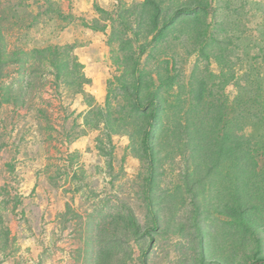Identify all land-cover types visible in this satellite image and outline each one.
Wrapping results in <instances>:
<instances>
[{
	"label": "rangeland",
	"instance_id": "rangeland-1",
	"mask_svg": "<svg viewBox=\"0 0 264 264\" xmlns=\"http://www.w3.org/2000/svg\"><path fill=\"white\" fill-rule=\"evenodd\" d=\"M61 1L0 0V264L18 255L22 245L32 237L36 222H40L41 210L35 207V200L40 197L34 188L40 177L53 189L45 191L44 203L48 195L56 201L68 200L64 213L58 217L54 248L64 249L74 244L88 252L93 249L95 264H98L100 236H105L106 231L115 232L124 236L126 242L114 250L113 257L120 261L115 259L113 264H139L140 250L127 239L134 235V229L129 227L131 211L143 230L151 222L147 202L149 170L141 149V128L127 124L123 128L125 132L110 134L103 125L86 126L84 115L88 112L85 102L88 96L79 92V81L69 82L66 76L56 79L52 67L43 66L32 57L26 65L27 70L23 69V58H20L23 52L72 45L78 56L79 48L97 39V53L102 60L106 58L107 64L100 62L102 69L96 76L94 92L90 87L91 79V84L84 85L83 89L95 101L96 95H103L100 103H96L104 106L107 83L119 73L110 61L107 35L104 45L100 39H92L90 33L97 31L87 28L85 23L91 25L97 18L72 15L64 11ZM164 1L168 8L172 0ZM173 1L185 3L189 0ZM199 1L215 8L208 19L207 37L225 41L221 44L226 49L227 60L223 58L220 66L214 58L201 56L200 44L195 45L187 35L179 36L181 34L176 32L150 47L141 61V69L151 74L146 78L156 77L158 71L166 80L174 78V87L165 83L160 96L168 102L179 93L183 101L182 115L194 106L189 89L180 86L188 83L194 72L208 84L207 94L211 91L209 98L206 96L208 100L216 96L219 90L216 85L229 75L235 79L223 89L224 98L228 96L233 101L240 92L264 93V0ZM213 51L212 56L221 53L217 47ZM83 53L81 57L85 56ZM78 59L80 61L79 56ZM114 91L116 114L129 121L125 117L129 108L123 102L121 86L116 83ZM199 105L198 119L208 108L203 103ZM172 117L165 114L164 119L170 121ZM190 152L181 146L170 148L169 156L163 154L167 158L159 162L155 170L159 184L153 189L155 197L164 198L165 202L157 206L162 209L159 215L163 227L153 231L156 241L147 254L149 264H194L199 260L200 237L191 227L193 221L184 222L180 234L172 235L166 230L172 214L167 195L177 196L172 202V212L184 218L193 216L192 197L185 183L191 164ZM260 170L264 171V157L260 158ZM260 198L264 200V189ZM10 226L14 230L22 228L20 237L3 234L4 229L10 231ZM233 230L236 238L245 242L236 250L231 249L230 257L233 262L247 259L245 243L255 244L252 233L237 225ZM259 235L264 238L263 231L259 230ZM205 241L209 242V237ZM25 257L22 255L17 264H28ZM129 257L133 258L131 262H127Z\"/></svg>",
	"mask_w": 264,
	"mask_h": 264
},
{
	"label": "trees",
	"instance_id": "trees-1",
	"mask_svg": "<svg viewBox=\"0 0 264 264\" xmlns=\"http://www.w3.org/2000/svg\"><path fill=\"white\" fill-rule=\"evenodd\" d=\"M164 4V0H145L132 5L119 3L112 11L95 5L98 18L91 25L85 23V26L107 35L110 61L119 70L118 75L107 83L104 106L97 104L83 89L91 81L72 45L23 52L20 57L23 58V69L27 70L26 65L32 57L37 59V63L52 67L56 79L66 76L69 82L79 81V92L88 96L85 101L88 112L84 115L86 126L97 128L103 125L110 134L125 132L123 128L127 124L141 128V149L149 170L147 202L151 222L143 230L131 211L129 227L134 229V235L127 239L140 250L139 264H149L147 254L156 241L153 231L163 227L159 215L162 209L157 206L163 205L165 199L155 197L154 190L159 187L155 170L158 163L169 156L170 148L180 146L191 151L185 183L194 211L189 218L178 216L176 211L172 212V202L177 196L167 195L172 214L166 230L177 235L184 230V222L193 221L191 227L200 237L199 260L194 264H248L250 260L251 264H264V238L259 235V230L264 232V200L260 198L264 189V171L260 170V158L264 157V93L240 92L233 101L228 96L224 98L223 89L235 79L229 75L216 85L219 89L216 96L208 100L206 96L209 98L211 92L207 94L208 84L194 72L188 83L180 86L181 89L187 87L193 96L192 110L182 115L183 101L179 93L173 101H165L160 90L167 82L170 88L174 87V78L166 80L159 71L156 77L146 78L151 74L141 69V61L150 47L178 32L179 36L187 35L195 45L200 44V55L214 58L220 66L226 58V49L221 44L225 41L207 37L208 19L215 11L208 2L189 0L177 3L172 0L168 8ZM215 47L221 53L212 56ZM10 57L7 56L8 59ZM238 79L237 76L236 81ZM116 83L121 86L123 102L129 108V114L125 116L129 121L116 114ZM201 103L208 108L198 119ZM165 114L172 115V119L165 121ZM165 153L167 155H163ZM175 205L177 207L178 204ZM236 225L251 232L255 244L245 243L247 259L233 262L229 252L245 242L236 238L233 230ZM4 230L3 234L10 236V231ZM104 235L99 239L98 264H113L115 259L120 261V258L113 257L114 250L126 242L125 237L108 231ZM207 237L209 242L205 241ZM132 260L129 257L127 262Z\"/></svg>",
	"mask_w": 264,
	"mask_h": 264
},
{
	"label": "crops",
	"instance_id": "crops-1",
	"mask_svg": "<svg viewBox=\"0 0 264 264\" xmlns=\"http://www.w3.org/2000/svg\"><path fill=\"white\" fill-rule=\"evenodd\" d=\"M74 3L71 4L68 0H62V7L70 14L83 16V18L88 19L90 18H98V15L95 11V5L100 6L104 10L111 11L115 8L116 4L119 3H141L145 0H73ZM117 5V6H118ZM128 5V4H127ZM116 6V7H117ZM87 32H89L87 30ZM99 32L92 34L93 38L100 39V43L102 45L105 44V33L100 32V36L98 35ZM108 33V32H107ZM78 38V37H76ZM97 39L93 40L92 42L88 43V45L78 49V56L80 57V62L84 65V71L86 76L93 80L92 85V92H94V88L97 87V79L96 76H99L101 73L100 62L106 61V58L102 60L101 54L98 52V47L96 44ZM98 42V41H97ZM85 52V53H83ZM85 55L81 57V55ZM103 64V63H102ZM107 64V61H106ZM106 71V70H105ZM107 72V71H106ZM105 77L108 74H103ZM104 96L96 95V101L100 103V100ZM35 191L39 193L40 198H36L35 200V207L38 208L39 211V219L38 224L33 227V232L31 233L32 237L28 238V243L22 245L20 252L15 258H9L8 260L4 261L2 264H17L20 262L22 255L27 258L28 264H95V253L92 249L91 252H88L87 249H79V247H75L71 245L70 247H66L64 249L54 248L56 243V235L55 233L58 232V217L59 214L62 215L65 211V204L68 201L67 198L56 201L55 198H52L51 195H48L46 198V202L44 203L42 196L46 190L53 191L52 186L45 180L44 178H39V184L34 185ZM40 199V203L38 201ZM27 218L30 219L31 216L27 214ZM43 223V224H41ZM10 236H18L22 234V228L14 230L10 226ZM28 237V236H24ZM94 237V236H93ZM27 239V238H26ZM20 242L22 240H19ZM93 244V243H92ZM87 257H89V262L87 261Z\"/></svg>",
	"mask_w": 264,
	"mask_h": 264
}]
</instances>
